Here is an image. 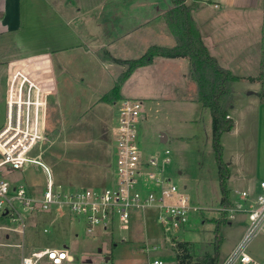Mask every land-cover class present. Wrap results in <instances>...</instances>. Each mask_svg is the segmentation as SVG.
Here are the masks:
<instances>
[{
  "label": "rangeland",
  "instance_id": "1",
  "mask_svg": "<svg viewBox=\"0 0 264 264\" xmlns=\"http://www.w3.org/2000/svg\"><path fill=\"white\" fill-rule=\"evenodd\" d=\"M45 1L48 2H39L35 10H30L27 5L23 7V29L19 34L17 31L7 36L0 35V131L7 125V99L12 75L17 74L16 84L18 73L33 82L37 80L41 88L40 101H45V105L36 114L39 139L29 156L47 164L58 183L75 187H104L112 183L115 173L111 168V131L117 120V104L120 102H107L104 96L114 87L121 73L116 64L105 58L104 49L74 47L76 38L72 40L68 37V32L62 28L65 25L62 23L60 27L58 19L54 22L50 19L51 8ZM15 22L10 21L7 25L18 27V21L17 24ZM53 36L55 39L50 38ZM96 40L99 42L100 39ZM150 40L151 44L156 42L155 39ZM58 48L63 51L57 53ZM146 50L125 53L124 57L139 58ZM40 53L46 54L38 56ZM13 55V63L8 64L7 59ZM178 59L188 62L190 69L188 58ZM166 72L151 79L142 78L144 80L138 83L151 90H165L169 87L166 84L169 78L175 75V71ZM188 83L190 87H195L197 94L195 82L188 78ZM189 86L180 87L193 98L195 96ZM238 90H243V85H238ZM154 98L157 96L136 95L123 99H137L143 103L144 119L140 123V134L145 155L163 159L165 151L169 150L170 162L165 166V176L200 210L192 212L181 228L170 232L160 223L159 210L153 208L134 210L127 223L118 219L111 228L95 225L90 232L84 219L78 220L55 211L37 214L30 217L24 235L0 229V243H24L25 246L24 249L2 246L0 264H20L22 255L30 256L46 247H67L80 261L102 262L108 259L110 264H147L161 260L163 264H178L172 249L174 239L198 244L201 253L210 247L215 239V220L221 218L219 209L222 204L219 168L212 146V115L207 109L197 108L201 104L155 101ZM31 115H34L32 110ZM256 118L257 115H250L244 122L250 124ZM163 134L167 136L165 143L161 141ZM245 135L256 134L249 131ZM7 178L17 186L24 185L31 194H39L47 181L43 169L33 163L18 171H9ZM236 195L239 198L231 191L230 198L235 203L241 202L240 195ZM171 202L176 203L175 199L168 198L167 203ZM229 221L230 224L223 223L220 227L223 237L221 264L230 258L248 223L241 214ZM247 252L255 262L264 264V233L249 244ZM200 258L188 263H196Z\"/></svg>",
  "mask_w": 264,
  "mask_h": 264
},
{
  "label": "crops",
  "instance_id": "2",
  "mask_svg": "<svg viewBox=\"0 0 264 264\" xmlns=\"http://www.w3.org/2000/svg\"><path fill=\"white\" fill-rule=\"evenodd\" d=\"M39 2L44 3V0H0V35L7 36L17 31L19 34L23 29V7L27 5L30 10H35ZM45 2L48 8L49 6L51 8L50 19L53 22L58 19L60 27L62 23L65 25L62 28L68 32L69 38L72 40L76 38L77 44L74 47L79 49L94 46L109 51L116 58L126 59L125 53H140L153 45L163 47L177 45L163 16L172 8L171 0H48ZM187 5L194 9L193 20L211 55L221 63L222 67L242 78L233 86L235 99L230 117L234 120L235 127L221 138L224 161L229 164L231 171L228 180L230 194L233 191L235 197L239 198L236 194L241 191L258 193L259 183L264 181V116L262 118L264 101L259 97V93L264 92V83L251 82L244 78H256L261 71L264 73V0H187ZM15 20L18 21V27L12 28L7 25L8 22ZM50 38L55 39L54 36ZM96 39H100L99 42ZM150 39H155L156 42L151 44ZM59 51H63L62 48H58L56 52ZM45 54L40 53L38 56ZM14 56L8 57L10 58L7 59L8 64L13 63ZM154 61L131 74L122 86L123 98L148 95L150 98L157 96L154 98L155 101L201 104L198 102V92L195 94V87H190L188 83V78L190 79L188 62L178 58L163 57L162 59L157 57ZM116 67L119 74L124 71L123 66ZM249 69H253L252 72H248ZM169 70L175 71V75L169 78L166 83L169 87H164L165 90H151L146 85L138 83L140 80L151 79L154 75L158 76L159 73L167 74L166 71ZM34 83L39 87L37 80ZM185 85L189 86L190 91L192 89L195 97L191 98L188 96L190 93L181 90L180 86ZM238 85H243V90H238ZM200 106L197 108L207 109L202 104ZM207 110L210 112L209 109ZM250 115H257L258 118L250 124L244 122V119ZM249 131L255 132L256 135L246 137L245 134ZM232 141L234 144L230 146L229 143ZM189 200L191 201L190 198ZM230 201L234 200L230 198ZM6 238L8 240V237Z\"/></svg>",
  "mask_w": 264,
  "mask_h": 264
},
{
  "label": "built area",
  "instance_id": "3",
  "mask_svg": "<svg viewBox=\"0 0 264 264\" xmlns=\"http://www.w3.org/2000/svg\"><path fill=\"white\" fill-rule=\"evenodd\" d=\"M12 76L7 99V125L0 131V229L24 235L30 217L55 211L78 220L84 219L90 232L95 225L104 229L112 227L118 219L127 223L134 210L157 208L160 223L170 232L181 228L192 212L200 210L165 176L170 151H165L163 159L145 155L140 134V123L144 119L143 103L137 99L122 98L117 104L119 113L111 131V168L115 172L112 183L104 187H75L58 183L47 164L29 156L39 139L36 114L45 105V101H40L41 88L21 73H18L17 84V74ZM31 110L34 115H31ZM28 163L37 164L46 174L47 181L39 194H31L24 185L17 186L7 178L9 171H18ZM259 187L258 193L239 192L241 202L231 201L230 205L220 206V213L226 214L228 220L240 214L246 215L248 220L242 239L223 264H256L247 248L264 233V181L259 183ZM168 198L175 199L176 203L168 204ZM44 231L48 232L47 229ZM2 246L25 248L24 243H0V248ZM20 264L110 263L108 259L102 262L80 261L67 247H46L30 256L22 255ZM147 264L163 262L155 260Z\"/></svg>",
  "mask_w": 264,
  "mask_h": 264
},
{
  "label": "trees",
  "instance_id": "4",
  "mask_svg": "<svg viewBox=\"0 0 264 264\" xmlns=\"http://www.w3.org/2000/svg\"><path fill=\"white\" fill-rule=\"evenodd\" d=\"M172 8L165 12L166 20L171 34L176 40L174 47L151 46L141 57L135 59H120L105 50V58L125 69L119 75L114 87L104 96L107 102L122 100L121 89L131 74L138 68L148 66L155 62V58H188L190 63L189 77L198 88V102L204 108L210 110L212 115V146L218 165L219 185L221 186V206L230 205V189L227 181L231 177L229 164L224 161L223 134L232 131L235 127L234 120L230 117V110L234 106V83L242 78L235 76L230 70L222 67L218 60L211 55L207 45L195 25L192 13L193 7L187 5V0H171ZM264 65V63H263ZM262 65V67H263ZM247 80L264 83L263 71L255 77ZM264 100V92L259 93ZM229 224L226 214L215 220V239L209 248L199 252V245L193 242H178L173 240V251L178 264H190L196 258H200L192 264H221L220 248L223 237L220 235V227Z\"/></svg>",
  "mask_w": 264,
  "mask_h": 264
},
{
  "label": "water",
  "instance_id": "5",
  "mask_svg": "<svg viewBox=\"0 0 264 264\" xmlns=\"http://www.w3.org/2000/svg\"><path fill=\"white\" fill-rule=\"evenodd\" d=\"M161 141L162 142H166L167 141V136L165 134L162 135V138H161ZM2 158V156L0 155V159ZM100 251V250H99ZM101 252V251H100Z\"/></svg>",
  "mask_w": 264,
  "mask_h": 264
}]
</instances>
